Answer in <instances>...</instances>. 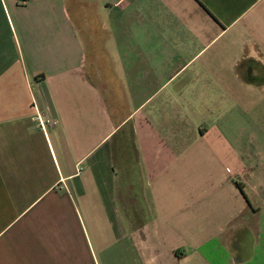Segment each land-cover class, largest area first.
<instances>
[{
    "label": "crops",
    "instance_id": "crops-1",
    "mask_svg": "<svg viewBox=\"0 0 264 264\" xmlns=\"http://www.w3.org/2000/svg\"><path fill=\"white\" fill-rule=\"evenodd\" d=\"M263 114L264 0H0V264H264Z\"/></svg>",
    "mask_w": 264,
    "mask_h": 264
},
{
    "label": "rangeland",
    "instance_id": "rangeland-1",
    "mask_svg": "<svg viewBox=\"0 0 264 264\" xmlns=\"http://www.w3.org/2000/svg\"><path fill=\"white\" fill-rule=\"evenodd\" d=\"M263 116H264V114H263ZM248 123L249 124H246L247 127L250 126V129H252L256 134H259L257 136L256 140L252 138L251 144H248V146L254 147L255 150L261 151L264 154V117L262 119V122L259 124H255L253 122H248ZM255 126H256V128H255ZM99 229H101V228H99ZM97 232L100 233L98 230V226H97ZM113 246H116V244H114ZM116 257L118 260L115 262V264H122V262H120L121 256H116Z\"/></svg>",
    "mask_w": 264,
    "mask_h": 264
},
{
    "label": "built area",
    "instance_id": "built-area-1",
    "mask_svg": "<svg viewBox=\"0 0 264 264\" xmlns=\"http://www.w3.org/2000/svg\"><path fill=\"white\" fill-rule=\"evenodd\" d=\"M36 120L38 121L39 125L41 128H45L49 125H56L57 122L53 118H47L44 117L39 110H36V115H35Z\"/></svg>",
    "mask_w": 264,
    "mask_h": 264
}]
</instances>
